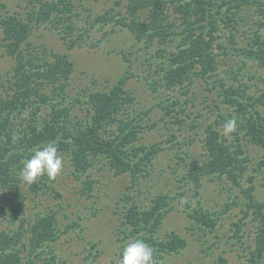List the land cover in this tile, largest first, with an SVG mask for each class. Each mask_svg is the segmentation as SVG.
Instances as JSON below:
<instances>
[{
  "label": "trees",
  "instance_id": "1",
  "mask_svg": "<svg viewBox=\"0 0 264 264\" xmlns=\"http://www.w3.org/2000/svg\"><path fill=\"white\" fill-rule=\"evenodd\" d=\"M168 1L128 0V17L117 18L108 10L97 15L91 27L97 23L104 26L114 22L129 28L138 41L144 40L145 44L158 41L163 45L173 38V23L168 20L166 12ZM170 1L184 17L185 26L179 31L182 37L178 40L177 49L170 53L169 65L165 67L163 81L168 88L181 85L195 75L206 79L208 75L213 76L216 73L220 54L227 52V47L223 44H218L223 49L222 53L214 51L217 46L215 41L218 39L216 31L220 26L218 20L226 22V26L230 28V34L226 37L234 42L240 29L236 23H231L232 10L234 15L243 2L254 3L264 18L262 0L227 1L226 13L222 11L223 5L218 4L217 0ZM146 9L147 14L142 18L140 13ZM76 13L75 3L71 0H36L27 15L7 12L0 18V43L5 47V53L15 59L14 73L7 91L0 93V264H59L57 251L53 246L48 247L50 242L58 238V211L46 204L32 213L26 214L25 210L29 198L36 202L35 206H39L43 204L42 197L45 195L61 196L60 188L55 185L57 179L50 180L44 175L31 185L21 180L20 172L24 161L35 150L55 142L61 155H70L73 174L78 178L90 173L97 160L104 157L108 159L115 174L130 173L133 183L136 184L141 176L149 177L153 160L161 150L156 144L148 146L136 143L139 131L132 127V121L137 117H128L130 121L119 118L120 111L126 110L124 107L135 100L132 91L126 87L130 78L129 72L118 78L108 90H94L89 95L90 117L84 118L79 113H71V104L62 105L63 101L66 102L64 97L59 106H52L48 116L41 122L36 123L31 121L33 118L27 117L28 110L33 115L39 110V106L33 107L35 102L48 101L49 94L46 91L42 93L39 85H46L60 95L66 93V83L74 71V62L67 53L50 52L46 46L39 48L31 44L33 29L47 23L63 28V37L69 43V48H72L79 41L75 36L76 24L72 19V15ZM233 20L235 21L234 16ZM262 26L263 19L259 28ZM206 28L208 31H205ZM242 33L248 34L247 31ZM248 35L249 46L244 48L247 54L245 64L251 60L264 68V34L255 31L253 35ZM161 48L157 53L164 55L166 50ZM250 71L251 69L245 72L244 79L236 77L237 84H227L221 79L213 80L226 109H222L207 124L204 141L209 151L208 157L183 174L181 188L184 184L194 182L198 189L204 176L215 175H225L231 182L241 186L251 161L244 155L241 139L245 138L248 142L264 148V113L259 109V106H264V91H249L250 88L257 87L256 83L250 82V78L255 76ZM163 107L169 109L168 104ZM233 117L238 121L235 132L237 144L228 143L220 130ZM115 124H118V130H109L110 125ZM250 179L253 180L254 177ZM254 189L255 185L251 184L248 188H242V193L247 201L246 216L252 210L255 220L258 221L255 246L249 245L248 249L260 264L258 260L264 258V202L256 198ZM88 191L86 187L81 189L85 195H89ZM163 192L152 191L154 194L147 208H141L129 194L122 196L121 205L126 206L123 211V224L126 225L124 231L128 229L125 238L136 237L144 240L155 250L157 261L163 260L168 264L166 257L184 248L187 239L175 231L167 238H159L157 234L164 218L174 208V200L179 195L184 196L186 190L182 189L173 196ZM188 213L204 230L216 232L219 218L215 217V210L201 207ZM5 221L9 224L4 227L2 224ZM234 224L238 229L242 227L240 222ZM235 234L239 235V232L236 231ZM95 246L96 243H93L92 247ZM214 264H228V258L220 255Z\"/></svg>",
  "mask_w": 264,
  "mask_h": 264
},
{
  "label": "rangeland",
  "instance_id": "2",
  "mask_svg": "<svg viewBox=\"0 0 264 264\" xmlns=\"http://www.w3.org/2000/svg\"><path fill=\"white\" fill-rule=\"evenodd\" d=\"M71 1L76 7L77 13L72 15V19L76 24L75 36L79 39L72 48H69V43L63 37L64 29L49 23L34 27L30 37L32 45L39 48L46 46L50 52L67 53L74 62V71L66 83V93L60 95L46 85H39L42 93L46 91L49 94L48 101L35 102L33 107L39 106V110L34 115L28 110L27 117L33 118L31 121L36 123L41 122L54 104L59 106L63 97L66 102L63 101L62 105L71 104V113L90 117L89 95L94 90H108L118 78L129 72L126 87L132 91L135 100L124 107L126 110L120 111L119 118L130 121L128 117H137L132 121V127L139 131L136 143L148 146L156 144L161 150L153 160L149 177L141 176L137 184L133 183L130 173L115 174L104 157L97 160L90 173L78 178L73 174L70 155H62L64 171L55 182L61 196L45 195L42 197L43 204L39 206H35L36 202L29 198L25 209L26 214L32 213L46 204L58 211V238L50 242L48 247L53 246L57 251L59 264H119L124 246L136 240V237L125 238L128 229L124 231L123 211L126 206L121 205L122 196L129 194L141 208H147L154 194L152 191H164L173 196L182 189L186 190L185 195H179L174 200L175 206L164 218L157 234L159 238H167L175 231L187 239L184 248L166 257L168 264H214L220 255L228 258V264H259L248 249L249 245L255 246L258 221L252 210L249 216L245 214L247 201L242 188L254 184L256 198L264 202L263 147L241 139L244 155L251 159L241 186L231 182L225 175H215L204 176L198 189L194 182L180 187L183 174L207 159L209 151L204 141L205 128L222 109H226L213 80L237 84L236 77L244 79L245 72L251 69L250 72L255 76L250 78V82L256 83L257 87L249 91H264V68L251 60L245 64L247 54L244 48L249 46L250 41L248 34L253 35L255 31L264 34V26L259 28L264 18L257 11V5L243 2L237 13L233 15V10L230 12L231 23H236L240 29L234 42L226 37L230 34L226 22L218 20L220 26L216 31L218 39L214 51L222 53L223 49L218 44H223L227 52L220 54L219 68L213 76L208 75L205 79L195 75L181 85L168 88L163 81L165 67L169 65L170 53L177 49L178 40L182 37L179 31L185 26L184 17L170 0L166 12L168 20L173 23V38L163 45L158 41L151 44H145L144 40L138 41L129 28L114 22L104 26L97 23L91 27L95 17L108 10L117 18L128 17V0ZM217 1L223 5L222 11L226 13V2L234 0ZM35 3L36 0H0V18L7 12L27 15ZM146 14L147 9L140 16L145 18ZM159 48L166 50L164 55L157 53ZM5 52V47L0 43V93L7 91L14 73L15 59ZM39 96L40 93L37 94ZM165 104L169 105V109L163 107ZM259 109L264 113V106H259ZM117 125H110L109 130H118ZM220 130L225 135L224 128ZM225 137L228 143L237 144L235 132ZM82 187L88 188L89 195L81 192ZM201 207L215 210V217L219 218L216 232L204 230L189 215L188 211ZM234 222H240L242 227L238 229ZM7 224L5 221L2 225L5 227ZM236 231L239 235L235 234ZM93 243H96L95 247H92ZM258 261L264 264V258Z\"/></svg>",
  "mask_w": 264,
  "mask_h": 264
},
{
  "label": "clouds",
  "instance_id": "3",
  "mask_svg": "<svg viewBox=\"0 0 264 264\" xmlns=\"http://www.w3.org/2000/svg\"><path fill=\"white\" fill-rule=\"evenodd\" d=\"M224 133L229 135L237 131L238 121L230 118L224 124ZM64 158L55 142H50L37 150L24 161L20 172L21 180L26 184H35L42 176L47 175L50 180L57 179L64 171ZM119 264H165L157 261L155 250L144 240L129 241L123 248Z\"/></svg>",
  "mask_w": 264,
  "mask_h": 264
}]
</instances>
